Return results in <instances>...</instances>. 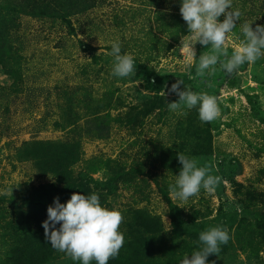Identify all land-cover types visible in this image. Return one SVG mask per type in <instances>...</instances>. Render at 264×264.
I'll return each mask as SVG.
<instances>
[{"label": "rangeland", "instance_id": "rangeland-1", "mask_svg": "<svg viewBox=\"0 0 264 264\" xmlns=\"http://www.w3.org/2000/svg\"><path fill=\"white\" fill-rule=\"evenodd\" d=\"M92 1L93 7L66 19L14 12L0 0L16 56L0 70V193L8 191L0 194V264L8 263L19 243L20 222L46 212L40 187L55 182L48 187L54 200L95 193L102 206L119 210L123 235L131 210L142 208L161 218L169 245L181 242L187 229L201 250V232L226 228L230 239L219 256L207 257L208 264H264V56L233 74L218 62L199 77V56L212 48L197 42L189 63L183 47L192 37L179 11L182 0ZM232 10L241 15L227 34L228 58L245 41V23L264 25V0H232ZM114 42L121 55L134 57L135 75H112ZM177 80L184 82L181 90L215 97L221 115L202 123L198 107L170 111L168 104L179 99L169 91ZM96 114L111 115L107 138L85 131ZM33 140L78 141L83 154L72 169L81 186L70 190L33 161L19 160L18 149ZM178 153L222 178L213 193L201 188L187 201L172 198L169 185L182 168ZM165 255L157 264H179L187 254L179 260ZM75 262L59 252L47 264Z\"/></svg>", "mask_w": 264, "mask_h": 264}, {"label": "clouds", "instance_id": "clouds-1", "mask_svg": "<svg viewBox=\"0 0 264 264\" xmlns=\"http://www.w3.org/2000/svg\"><path fill=\"white\" fill-rule=\"evenodd\" d=\"M179 11L192 37L188 45L183 47L189 63L196 57L194 45L197 42L206 47L210 44L212 48L211 54L203 53L199 56L197 76L203 77L206 70L218 62L226 73L233 74L245 62L254 63L264 56V25L258 24L253 29L251 23H245L242 27L245 41L235 47L228 58L227 34L236 27V21L241 15L238 10H232V0H182ZM222 14L225 19L220 22L218 18ZM111 48L110 55L114 57L112 75L121 78L135 75L134 57L129 54L121 55L119 42L112 43ZM221 57L226 59L221 60ZM183 83V80H177L171 85L169 91L175 92L179 99L168 104L170 111L182 112L184 108L198 107L202 123L212 122L221 115L215 97L194 93L186 88L181 90L180 85ZM162 95L166 93L163 91ZM178 159L182 168L175 183L169 185V193L173 199L187 201L198 195L201 188L210 194L215 191L221 182L220 176L211 175L209 167H198L197 160L182 153H178ZM0 194L7 195L8 191ZM54 203L55 206H48L47 219L42 222L45 238L54 249L66 253L74 261H82V264H90L92 260L97 264H108L110 258L119 255L125 243L124 235L118 231L123 220L119 210L102 206L95 193L85 195L74 192L66 203H61L58 197ZM57 224L60 225L58 229ZM229 239L226 228L212 227L203 231L199 235L202 249L193 252L191 258L186 255L179 264H208L207 257L210 254L219 256L220 245L227 244Z\"/></svg>", "mask_w": 264, "mask_h": 264}, {"label": "trees", "instance_id": "trees-1", "mask_svg": "<svg viewBox=\"0 0 264 264\" xmlns=\"http://www.w3.org/2000/svg\"><path fill=\"white\" fill-rule=\"evenodd\" d=\"M7 2L6 9H11L14 12L66 19L75 14L83 13L95 5V1L92 0H42V2L39 0H7ZM13 53L8 24L4 18L0 17V70H3L11 59H16L15 53ZM235 83L233 81L232 85H235ZM148 88L151 90L156 88V85L150 79H148ZM250 99L252 100V97ZM156 106L157 104H153L146 114L151 113L150 111ZM259 119L264 121V117ZM111 122L110 114H96L86 120L85 131L98 138H107L111 130ZM199 136L204 138V134ZM200 137L196 141L198 149H202ZM18 151L19 160L33 161L41 173L55 174L61 183L69 186L70 190L79 185L81 186L72 169L80 161L83 154L82 146L78 141H25ZM210 151L206 150L205 153ZM197 153H200V150H197ZM53 184L57 186L55 182L40 187L44 193L46 205V212L43 216L36 220H23L20 222V228L19 226L15 228L16 231L18 230L17 233L20 230L22 235L19 234V243L12 252L7 264H47L59 254L60 251L54 249L50 242L46 240L42 226V222L47 219L48 206H55V200L48 188ZM82 185L85 187L87 184L83 183ZM172 217L173 222L178 225L177 218ZM126 225L129 230L124 232L125 243L120 249L119 255L110 258L108 264H157L162 257L166 256L165 253L179 260L186 254L191 256L193 252L199 251L197 249L199 243L192 240H196V238L187 233V229L185 230L187 236L185 235L181 242L175 240L172 245H169L167 240H164V227L161 218L142 208L131 210ZM59 226L57 224L56 228L58 229ZM161 234V240L156 242V236ZM165 249L167 250L161 253ZM75 264H82V261L77 260ZM90 264H97V262L92 260Z\"/></svg>", "mask_w": 264, "mask_h": 264}]
</instances>
